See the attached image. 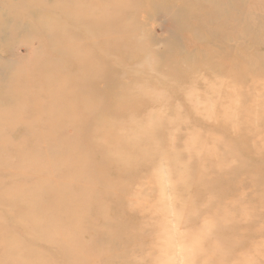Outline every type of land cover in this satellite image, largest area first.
Returning a JSON list of instances; mask_svg holds the SVG:
<instances>
[{
  "label": "rangeland",
  "instance_id": "1",
  "mask_svg": "<svg viewBox=\"0 0 264 264\" xmlns=\"http://www.w3.org/2000/svg\"><path fill=\"white\" fill-rule=\"evenodd\" d=\"M40 261L264 264V0H0V264Z\"/></svg>",
  "mask_w": 264,
  "mask_h": 264
},
{
  "label": "bare ground",
  "instance_id": "2",
  "mask_svg": "<svg viewBox=\"0 0 264 264\" xmlns=\"http://www.w3.org/2000/svg\"><path fill=\"white\" fill-rule=\"evenodd\" d=\"M233 7H234V4H233V3H228V4H227V9L231 10ZM239 11H240V9H238V11L234 10V12H235L236 14H239ZM72 218H74V217H72ZM61 219H62L63 223H64V221L68 223V221L70 220L68 216H64V217H62V215H61V216L59 217V223H60ZM50 225H54V224L52 223V221H51L50 219H47L46 222H43V220H42V221L37 225V227H38V229H39L40 231H43V230H51ZM63 225L65 226V224H63ZM54 226H55V225H54ZM48 227H49V228H48ZM68 232H69V224H68L67 226L64 227V230H63L62 232H59V231L55 230V231H54V234L57 235V236H64V235H65L66 233H68ZM63 238H64V237H63ZM66 238H67V237H66ZM56 240H57V239H56ZM65 242L68 243V244L71 246V248L73 249V251L77 250V248H74L73 245L70 244L68 241H65ZM59 249H60V247H59ZM73 251H72V252H73ZM65 252H66V249L62 247V248H61V253H65ZM68 254H69V253H68ZM36 261H38V256H37ZM39 263H40V264H43L41 261H40Z\"/></svg>",
  "mask_w": 264,
  "mask_h": 264
}]
</instances>
